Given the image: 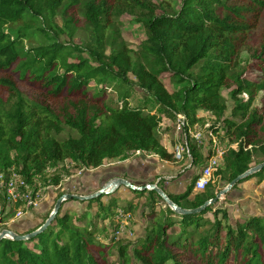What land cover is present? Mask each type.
Masks as SVG:
<instances>
[{"label":"trees","instance_id":"obj_1","mask_svg":"<svg viewBox=\"0 0 264 264\" xmlns=\"http://www.w3.org/2000/svg\"><path fill=\"white\" fill-rule=\"evenodd\" d=\"M121 12L137 14L145 30L136 60L114 20ZM58 15L62 27L54 24ZM79 15L90 31L84 44L75 41ZM262 25L264 0H181L177 9L153 0H0V93L7 96L6 102L0 99V178L7 181L15 172L30 189L37 190L36 178L58 187L66 162L97 169L137 151L180 165L164 149L159 128L176 115L195 125L203 110L220 122L210 131L231 146L223 167L193 198L198 174L184 194L163 189L181 209L202 207L216 198L222 181L229 185L264 163V97L253 107L255 93L264 91V81L255 80L264 78V33L252 45ZM49 35L68 42L49 41ZM242 49L251 62L237 70ZM163 78L184 86L170 94ZM135 88L146 97L133 105ZM109 92L117 104L109 102ZM193 157L202 170L210 156ZM252 180L262 184L264 169L239 185ZM3 184L0 179V191ZM118 191L89 201L98 210L91 221L86 213L64 211L65 203L34 238L3 239L0 264H114V250L118 264H264V216L232 224L219 203L179 214L149 190L135 191L136 198L149 194L143 235L135 242L117 239L118 209H134L133 203L118 206ZM6 206L4 199L3 213ZM52 211L22 235L41 228Z\"/></svg>","mask_w":264,"mask_h":264},{"label":"rangeland","instance_id":"obj_2","mask_svg":"<svg viewBox=\"0 0 264 264\" xmlns=\"http://www.w3.org/2000/svg\"><path fill=\"white\" fill-rule=\"evenodd\" d=\"M153 2L157 6L177 9L180 6L181 0H153ZM137 16V14L133 15L131 13L121 12L114 19L122 39L131 50L132 56L135 60L141 44L146 39L144 27L137 22ZM78 20L80 21V29L75 37V41L84 44L90 31L87 29L81 15H79ZM53 21L54 24L59 27H62L64 24L63 19L59 15ZM255 33L256 34L252 39L253 46L257 45L259 38L261 39V35L264 33V26L262 25ZM47 39L49 41L58 39L64 43L68 42L67 38L64 36L58 38L57 36L49 35ZM250 62L251 59L248 52L245 51V49H242L239 57L236 59L237 70H242ZM255 80L264 81V78H257ZM161 82L170 94L178 93L184 86L173 82L169 78H163L161 79ZM118 83V81L112 79V84L117 85ZM222 93L227 101L229 110L231 111L233 105L228 97V89H224ZM255 94H257V97L253 103V107L261 106L262 103L259 98L264 97V91ZM245 96L246 95H243L242 98H246ZM145 97L146 96L142 90L135 88L132 92V104L134 105L144 101ZM0 99L3 102H6L7 96H3V93H0ZM117 101L116 95L109 92V102L117 104ZM154 110L160 115L162 114V111L159 108L154 107ZM230 111L225 114L226 118L230 116ZM197 116L200 119V122L195 125L189 123V125L192 128L199 129V131L203 133L202 143H195L189 138L192 158L180 162V165H171L152 154L136 155L135 153L126 154L123 160L124 163H119L121 162L120 159L105 161L103 165L97 169H78L71 162H66L64 165L65 172H62V182L60 186H52L49 183L44 185L39 181V178H36L37 189L41 191L42 199L38 202L36 207L31 209H26L22 201L14 204V202L9 199L7 187L4 184L0 191V196L3 198L2 201L0 199V234L4 230H10L22 235L28 230L34 229L41 224L42 220H44L52 211L56 199L60 194L83 197L92 196L115 179L127 180L134 186L140 188L148 185H156L157 179H162L158 186L160 189H164L172 195L184 194L187 187L191 184L192 177L199 172L201 166V164L194 166L193 153L198 155V158H206L211 155V144L209 143L207 133L212 126L220 123L212 114L203 110H199ZM159 135L164 149L170 154H173L174 147L177 144L182 143L185 140L184 134L179 133L176 130V118H164V121L159 128ZM219 138L223 145L227 147V150H229V148H231L229 142L221 136H219ZM232 147H235V145ZM119 167L127 169H119ZM156 172L158 176H156L157 174L153 175ZM179 174H183L181 178H179ZM167 181H169V185H166ZM227 186L228 185H226L225 181L220 183V188L222 190ZM31 190L34 191L35 189ZM148 195L149 194H146L143 198H136L137 193L135 191L126 187L119 188V191L115 196L118 199V206L121 208L130 205V203H133L134 206L132 211L127 209V211L130 212L128 213L132 215V219L129 225L124 228L122 238H120L121 240L124 239L126 242H135L143 235L146 224L142 215L144 211L143 204ZM195 195L196 194L194 193L191 198ZM227 195V197H224L225 200L224 198L220 200L218 207L227 211L232 224H235L238 220H244L249 217L264 216V182L262 184L253 180L245 182L239 185L236 189H233ZM4 199H6L7 206L6 211L3 213L2 206ZM48 199L50 201L47 204L46 202ZM109 200L110 197L107 196L102 202L103 204H107ZM88 204L89 202H69L65 204L64 211L68 210L76 217H79L82 213H86V220L91 221V219L95 217V214H97L98 210L96 205L89 206ZM65 208L69 209L65 210ZM19 210L22 212L21 217H17ZM105 224L109 223L106 222ZM100 225H103L101 221ZM118 260L117 251L114 250L109 262L118 264Z\"/></svg>","mask_w":264,"mask_h":264},{"label":"built area","instance_id":"obj_3","mask_svg":"<svg viewBox=\"0 0 264 264\" xmlns=\"http://www.w3.org/2000/svg\"><path fill=\"white\" fill-rule=\"evenodd\" d=\"M176 130L179 133H183L185 136V140L182 143L177 144L173 150V158L178 161L182 162L185 160H190L192 158V150L190 147L189 138L198 144L202 143V136L203 133L199 131L197 128H192L189 125V121L187 120L186 116L184 115H176ZM209 138L210 151L211 155L204 165L202 170H199L197 173L198 179L194 185L193 194H198L204 192L206 188L212 182L213 176L216 171L224 165V159L227 153V147L223 145L218 135L214 132L209 131L207 133ZM136 155H144L147 153L137 151L135 152ZM3 180V183L7 187V193L9 195V199L14 202V204L22 201L23 205L26 209H31L37 206L38 202L42 199V194L40 190L32 191L30 187L26 184V182L22 179L15 172H11V176L6 181L2 177L0 178ZM162 179H158L156 185L158 186ZM167 181L166 183H168ZM3 184V185H4ZM2 185V188H3ZM4 186V187H5ZM25 192V193H24ZM22 212L21 210L18 211L17 217H21ZM132 219V215L129 213H125L122 209H118V222L119 227L116 231V237L122 238L123 230L126 226L129 225Z\"/></svg>","mask_w":264,"mask_h":264},{"label":"water","instance_id":"obj_4","mask_svg":"<svg viewBox=\"0 0 264 264\" xmlns=\"http://www.w3.org/2000/svg\"><path fill=\"white\" fill-rule=\"evenodd\" d=\"M263 169H264V163H261L251 168L244 174L234 179L224 190H221L219 194L216 196V198L206 202L202 207L195 209V210H190V211L184 210L178 207L173 201L170 200L169 196L162 189H160L157 185H148L146 187L140 188V187L134 186L132 183H130L127 180L115 179L109 185H107L102 190H100L98 193L92 196L83 197V196H74V195H67V194L63 195L57 200L54 206V209L51 215L49 216V218L47 219V221L45 222V224L41 228H39L37 231L27 234V235H21V234H17L10 230H4L0 234V242L3 239H11V240H16V241H26V240L32 239L39 233L43 232L52 223V221L56 218V216L60 212L62 206L68 201L75 200L79 202H89V201L95 200L96 198H99L105 195H111L115 193L120 187H126L133 191H144V190L154 191L158 196H160V198L165 202V204H167L173 211L179 214L188 215V214L199 213V212L205 211L207 207L213 206L219 203L220 200H222L227 194H229L241 182L249 179L250 177L254 176L255 174H257Z\"/></svg>","mask_w":264,"mask_h":264},{"label":"crops","instance_id":"obj_5","mask_svg":"<svg viewBox=\"0 0 264 264\" xmlns=\"http://www.w3.org/2000/svg\"><path fill=\"white\" fill-rule=\"evenodd\" d=\"M123 160H124V157L120 158V161H121V162H119V163H124ZM119 169H125V170H126L127 168H122V167L120 168V167H119ZM148 173H149V172H148ZM197 173H198V172H197ZM197 173H196V174H197ZM149 174H150V173H149ZM156 174H157V172H156L155 174H153V175H156ZM153 175H152V176H153ZM156 176H158V174H157ZM157 180H158V179H157ZM131 181L134 182L133 180H131ZM166 185H169V184L166 183ZM165 189H166V188H165ZM170 193H172V192H170ZM49 201H50V200L48 199L46 203L48 204ZM67 209H69V208H65V210H67ZM38 225H39V224H38ZM36 227H38V226H36Z\"/></svg>","mask_w":264,"mask_h":264}]
</instances>
